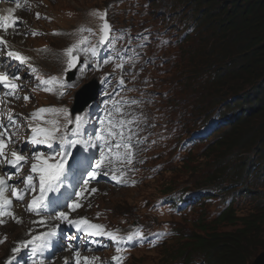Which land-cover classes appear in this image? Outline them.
I'll use <instances>...</instances> for the list:
<instances>
[{
  "label": "rangeland",
  "instance_id": "obj_1",
  "mask_svg": "<svg viewBox=\"0 0 264 264\" xmlns=\"http://www.w3.org/2000/svg\"><path fill=\"white\" fill-rule=\"evenodd\" d=\"M31 1L33 0H29V5L34 7L33 11L22 13L21 18L28 20L32 28H41L44 31L60 29L63 35L35 39H30L26 33H21L17 38L9 36L8 39L14 46L31 49L46 44L51 48L61 49L80 26L97 27L100 18L95 13L105 12L107 18L115 25L125 26L130 32L141 34V39L146 40V44L143 45L142 67L138 64L135 66V71L130 73L134 77L133 83L138 85L139 91L145 97L140 110L148 116L150 122H155L153 133L157 136L162 132L169 134L170 142L173 144L181 145L192 133L204 128L210 122V116L206 114L209 109L203 110L208 101L216 100L220 93L222 98L228 99L231 90L234 92L240 88H244L245 91L248 89L247 86H243V83L247 81L244 76L224 75L218 83L212 82L207 78L206 73L195 72L198 71L195 67L196 61L188 63L189 59L181 55L191 51L192 46H196L194 31L190 36L187 35L186 25L193 23L192 18L187 17L186 22L179 18L181 15L186 18L189 11L187 6L182 5L183 0H36L39 7ZM175 9V13H169ZM36 13L40 18L45 15L50 19H36ZM186 40L187 43H185ZM41 63L46 69L40 67ZM34 66L47 74L56 70V65L52 64L50 58L43 60L41 57L28 67ZM93 81L96 79L90 77L82 81L80 85H90ZM221 83L225 84L223 91L219 87ZM81 86L71 94L69 104L72 107L76 102V92L84 89H81ZM206 93H210L207 98L204 97ZM215 93L217 97L213 98L212 95ZM249 98L253 99L250 96L236 100L228 99L216 107H230L232 113L236 114L240 109L247 110V105L244 103ZM245 110L242 113L243 118L246 116ZM247 119L246 122L240 123L241 120H238L233 124L234 135L240 134V138L246 140L241 147L237 146L226 154L228 149L224 142L219 150L216 146H212L216 136L203 138L192 145V150L186 153L182 161L177 160L166 164L165 158L160 156L156 159V163L162 165V170L153 178L146 176V180L135 188L110 190L104 185H96L97 193L89 200V203L94 201L89 210L94 212L99 206L105 207L108 210L109 219L114 222H121L122 219L128 218L129 222L126 226L129 229L139 222L145 226L153 222L155 215L147 212V206L163 196L166 188H172L174 191L180 189L193 191L207 186L225 188L233 185L230 192L220 191L218 199L208 204L197 205L181 216L170 217V222L176 225L184 237L192 232L201 234L199 230H195L196 224L203 222L210 225L208 221L215 220L217 213L225 206V201L232 198L233 190L244 191L235 195L229 207L235 215L245 217L256 214L257 196L264 191V115L252 114ZM255 128V132H249ZM223 130L227 131L228 128ZM230 133L231 131L225 138ZM261 136L263 140L261 138L262 141L258 142ZM217 158H221L220 163L216 162ZM218 168L221 171L220 174L215 172ZM0 174H3L2 169ZM215 175L218 178L208 183L207 181ZM13 182L15 180L10 181V183ZM245 193L251 195L245 196ZM259 200L264 201V197ZM18 208L22 211L20 206ZM89 210L85 207L84 211L89 213ZM18 212L14 213L23 221L21 224L7 218V222L0 226V239L6 237L5 242L0 245V264H4L5 260L12 255L11 249L17 241H22L29 236L31 218L25 215L19 216ZM23 216L26 218L23 219ZM33 225L36 224L33 223ZM8 226L18 229L12 231L7 228ZM239 226L241 225L238 221L234 225L227 222L218 227L215 233H229ZM184 240L185 238L175 235L156 248L134 250L131 262L133 264H186L176 255V250ZM248 243L250 246L247 247L246 252L240 256L229 254V261L237 264L240 259L247 258L245 264L254 263L256 257L264 252V224ZM191 259L195 264L202 257L194 254ZM52 260L53 264H56L57 256ZM66 260L70 261L69 256H64L59 261L63 263Z\"/></svg>",
  "mask_w": 264,
  "mask_h": 264
},
{
  "label": "snow or ice",
  "instance_id": "obj_2",
  "mask_svg": "<svg viewBox=\"0 0 264 264\" xmlns=\"http://www.w3.org/2000/svg\"><path fill=\"white\" fill-rule=\"evenodd\" d=\"M13 2L16 4V8L22 7L20 0H13ZM95 15L102 20L99 43L101 45L112 43V27L107 21V13H95ZM37 18L39 19L38 13ZM9 28L13 32L17 30V20L13 18L11 9L8 16H0V31L7 33ZM82 31H86V29H82ZM32 34L38 35L35 32ZM85 43H87L86 40H80L65 50L67 57L65 79L60 80L55 76L42 79L37 75L36 79L39 80L37 87L49 93L59 88L58 95L61 97L66 94L68 89L75 87V81L67 79V72L76 69L77 72L84 73L88 67L87 61L77 67L81 62L80 58L74 54ZM0 45L7 46V41L3 37H0ZM90 51L92 57L98 55L96 47H91ZM6 54L9 59L17 61L21 66L27 63V58L19 53L7 51ZM103 62L108 63L109 61L106 58ZM0 67L6 68V64L0 65ZM118 67H122V65H118ZM36 72L35 68L31 69V74H36ZM19 80H21L19 69L16 72L0 71V90L3 91L0 103H4L7 98L20 99L16 94L23 90L22 85L17 83ZM106 80L107 78H105ZM120 83L123 84V80ZM23 99L27 102L29 97L25 96ZM104 103L111 104L112 108L105 112L104 118L99 120L100 129L93 133H89L87 130V126L91 122L87 112L73 114L66 107L38 109L29 117L24 118L29 121L30 135L25 144L19 148H10L13 145L12 137L16 135V132H12L11 129L17 127L18 130L17 121L9 116L8 124L5 125L0 119V169L14 170H5L3 174H0V226L7 222L5 218L21 224L23 221L12 211L13 201L24 203L25 198L30 197L24 210L34 216L41 217L39 221H33V223L42 227H47L48 220L66 223L81 234L80 237L68 235L65 239L69 241L89 237L91 239L88 243L91 245L97 243V237H102L115 245L117 253H122L130 250L122 245L136 244L138 246L144 240L140 231L132 232L125 237L120 236L117 232L107 231L102 225L91 223L86 217L69 218V212H75L83 206L80 200L85 198V193H89L88 185L91 181L111 173V179L116 183H125L121 179L125 173L123 170L115 168L114 165L116 163L129 165L132 163L133 153L129 143L131 137L125 136L124 132L125 127L132 122L115 118L116 113H122V109L116 101L109 99ZM45 116L53 118L45 119ZM60 118L63 119V124H61ZM69 125L73 127L69 128ZM27 145H31V149ZM78 145L84 151L97 148L99 157H82L79 153L74 154L73 150ZM41 146L48 151L42 150ZM25 167L28 168L27 173H24ZM118 171L119 176L116 174ZM14 180L15 182L10 183ZM69 187L73 191H68ZM62 188L65 189L63 193L61 192ZM96 191L97 189L92 188L89 195ZM53 194L60 195L55 197ZM62 209H67V211ZM58 232L59 225H54L50 230L37 235H32L29 232L31 238L17 243V246L12 249V257L6 264H13L22 250H28L30 253V264H53L52 259L46 257L45 253L52 251L53 238L58 236ZM5 240L6 237L0 239V244ZM100 246L106 247V245ZM65 250L73 251L75 264H95V261L99 259L98 257L91 259L82 257L79 249L72 243H69ZM124 259L125 257L121 255L112 258L114 264H123ZM65 264H67V260Z\"/></svg>",
  "mask_w": 264,
  "mask_h": 264
},
{
  "label": "trees",
  "instance_id": "obj_3",
  "mask_svg": "<svg viewBox=\"0 0 264 264\" xmlns=\"http://www.w3.org/2000/svg\"><path fill=\"white\" fill-rule=\"evenodd\" d=\"M182 5L187 6L189 11L186 18L183 15L179 18L183 22L187 21V17L192 18L196 46H192L191 51L181 55L189 59L188 63L196 61L195 67L198 71L195 72L206 73L207 78L214 83H218L224 75L244 76L247 81L243 86H247L248 89L245 91L244 88H240L234 92L231 90L228 99L236 100L249 96L253 98L245 101L247 110L240 109L236 114L232 113L230 107H216L228 100L222 98L221 93L218 98H216L217 93L213 94L212 97L216 100L208 101L203 108V110H217V118L224 119L222 128L227 127L228 130H219L214 135L216 137L212 146H216L219 150L224 142L228 149L227 154L237 146L241 147L246 141L240 138V134L234 135L233 124L238 120H241L240 123L248 121L247 118L252 114L264 115V0H183ZM175 12L176 9L169 13ZM187 42L186 40L185 43ZM221 84L223 86L219 87L223 91L225 84ZM208 96L210 93L204 95L205 98ZM244 110L246 116L243 118ZM255 130L256 128L249 132ZM230 131V135L225 138ZM261 138L263 140V136L258 142L262 141ZM221 158H217L216 162L220 163ZM215 172L221 173L219 168ZM217 178L218 176L215 175L207 182H214ZM170 191L172 188H166L163 192ZM234 192L237 193L236 190ZM250 195V193L245 194V196ZM262 197L264 191L257 196L256 214L237 217L234 211L228 208L220 212L215 220H209L210 225L197 223L195 230H199L201 234L192 232L184 237L175 227L179 238H185L176 250L177 257L182 258L186 264L193 262L191 257L194 254L201 255L202 264H233L229 261V254L240 256L246 252L247 247L250 246L248 242L264 224V201L259 200ZM237 221L241 226L236 227L232 232L215 233L222 224L230 222L234 225ZM181 250L183 251L180 252ZM247 260L242 258L237 264H245Z\"/></svg>",
  "mask_w": 264,
  "mask_h": 264
},
{
  "label": "bare ground",
  "instance_id": "obj_4",
  "mask_svg": "<svg viewBox=\"0 0 264 264\" xmlns=\"http://www.w3.org/2000/svg\"><path fill=\"white\" fill-rule=\"evenodd\" d=\"M10 8L7 6V5H1L0 6V11L3 13V14H5V13H7V11L9 10ZM17 13H18V11H15V15H17ZM27 26H25V25H23V27H22V31H27ZM43 58V60H46V59H48V58H50V60L52 61V64L53 65H56V70L54 71V72H52L51 74H54V73H56V72H58V65L53 61L55 58H54V56L52 57V56H45V55H42V56H40V58ZM40 67H42L43 69H46V67L45 66H43L42 65V63L40 64ZM26 68H29L28 66L26 67ZM30 68H32V67H30ZM25 69V68H24ZM21 73L19 72V75H20ZM51 101H53V98L51 99ZM86 110V108L82 111V112H84ZM137 110H139L140 111V108L138 107V105H132L131 106V108H130V110H129V114H130V116L134 113V112H136ZM124 172V171H123ZM125 173V172H124ZM117 174V176H119V171L116 173ZM124 176H126V173H125V175ZM98 185H101V184H98ZM112 186H110L109 187V189L110 190H118V189H122L120 186H117V184L114 182V183H112L111 184ZM96 185H89V187L90 188H95L96 189V187H95ZM15 210L18 212L19 210H18V206L15 208ZM18 215H19V212H18ZM20 216V215H19ZM7 228H9V230H12V231H15V230H17L16 229V227H14V226H8ZM21 234H19V236H20ZM18 236V237H19ZM61 253H64L66 256H68L70 253L68 252V250H66V251H62ZM61 253H59L58 255H57V260H56V264H62V262H60L59 261V256L61 255Z\"/></svg>",
  "mask_w": 264,
  "mask_h": 264
},
{
  "label": "water",
  "instance_id": "obj_5",
  "mask_svg": "<svg viewBox=\"0 0 264 264\" xmlns=\"http://www.w3.org/2000/svg\"><path fill=\"white\" fill-rule=\"evenodd\" d=\"M97 91L98 87L95 83L87 85L84 91L78 94L79 96L77 98L76 106L74 107L73 112H79L92 103L96 97ZM253 264H264V252L256 257Z\"/></svg>",
  "mask_w": 264,
  "mask_h": 264
},
{
  "label": "clouds",
  "instance_id": "obj_6",
  "mask_svg": "<svg viewBox=\"0 0 264 264\" xmlns=\"http://www.w3.org/2000/svg\"><path fill=\"white\" fill-rule=\"evenodd\" d=\"M190 25H192V24H190ZM191 35V34H190ZM190 35H188V36H190ZM231 99H234V98H231ZM235 100V99H234ZM215 110H209L206 114H209V116H212L213 115V112H214ZM221 129H223L222 128V126H220L218 129H216V131H212L211 133H210V135L211 136H209V137H213L219 130H221ZM162 135V133H160V136ZM164 144V143H163ZM172 144V143H171ZM178 146H179V144H178ZM165 150H166V148H165ZM170 153V152H169ZM168 153V155L167 156H171L172 154H169ZM168 163H171V161L169 160L168 161ZM211 187V186H210ZM215 188L220 192V191H222L223 193H225L224 191H231V189H232V186H227V187H225V188H220V187H218V186H215ZM127 189V188H126ZM172 191H174V189L172 190ZM172 191H170V192H172ZM170 192H166L164 195H166V194H168V193H170ZM243 193L244 191H237V193ZM232 194H234V195H236L237 193H235L234 192V190H233V192H231ZM246 194V193H245ZM163 195V196H164ZM161 197V196H160ZM230 207V206H229ZM229 207H227V209L229 208ZM226 209V210H227ZM230 209V208H229ZM222 212V211H221ZM219 215V214H218Z\"/></svg>",
  "mask_w": 264,
  "mask_h": 264
}]
</instances>
